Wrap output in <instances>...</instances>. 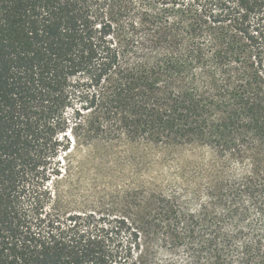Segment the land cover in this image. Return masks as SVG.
<instances>
[{"label":"trees","instance_id":"16d2710c","mask_svg":"<svg viewBox=\"0 0 264 264\" xmlns=\"http://www.w3.org/2000/svg\"><path fill=\"white\" fill-rule=\"evenodd\" d=\"M95 146L210 167L87 197ZM0 264H264V0H0Z\"/></svg>","mask_w":264,"mask_h":264},{"label":"rangeland","instance_id":"374dc122","mask_svg":"<svg viewBox=\"0 0 264 264\" xmlns=\"http://www.w3.org/2000/svg\"><path fill=\"white\" fill-rule=\"evenodd\" d=\"M72 178L87 197L125 184L159 186L177 181L191 185L210 166L209 155L197 148H179L172 154L143 147L95 146L72 151Z\"/></svg>","mask_w":264,"mask_h":264}]
</instances>
